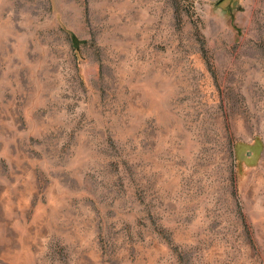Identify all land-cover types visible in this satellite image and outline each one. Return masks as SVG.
<instances>
[{
    "label": "rangeland",
    "instance_id": "rangeland-1",
    "mask_svg": "<svg viewBox=\"0 0 264 264\" xmlns=\"http://www.w3.org/2000/svg\"><path fill=\"white\" fill-rule=\"evenodd\" d=\"M0 264H264V0H0Z\"/></svg>",
    "mask_w": 264,
    "mask_h": 264
},
{
    "label": "trees",
    "instance_id": "trees-1",
    "mask_svg": "<svg viewBox=\"0 0 264 264\" xmlns=\"http://www.w3.org/2000/svg\"><path fill=\"white\" fill-rule=\"evenodd\" d=\"M77 43H78V41H76L75 38L73 36H71L70 37V45L75 48L77 46Z\"/></svg>",
    "mask_w": 264,
    "mask_h": 264
}]
</instances>
